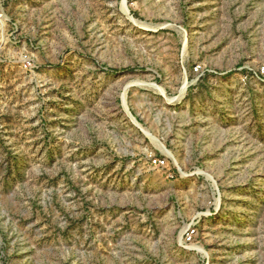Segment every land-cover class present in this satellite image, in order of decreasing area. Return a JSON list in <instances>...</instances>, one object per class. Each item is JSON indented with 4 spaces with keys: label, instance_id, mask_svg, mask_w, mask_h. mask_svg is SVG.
<instances>
[{
    "label": "rangeland",
    "instance_id": "1",
    "mask_svg": "<svg viewBox=\"0 0 264 264\" xmlns=\"http://www.w3.org/2000/svg\"><path fill=\"white\" fill-rule=\"evenodd\" d=\"M0 264H264V0H0Z\"/></svg>",
    "mask_w": 264,
    "mask_h": 264
}]
</instances>
